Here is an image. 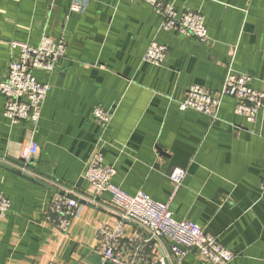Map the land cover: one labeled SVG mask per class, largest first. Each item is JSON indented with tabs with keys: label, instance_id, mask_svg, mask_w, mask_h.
I'll return each mask as SVG.
<instances>
[{
	"label": "crops",
	"instance_id": "0c3cea01",
	"mask_svg": "<svg viewBox=\"0 0 264 264\" xmlns=\"http://www.w3.org/2000/svg\"><path fill=\"white\" fill-rule=\"evenodd\" d=\"M165 1L200 12L207 40L160 31L159 16L140 0H0V81L17 53L11 41L35 45L47 34L66 43L52 72L34 71L50 85L36 126L7 118L0 94V190L10 201L0 264H100L98 228L121 216L83 178L96 146L127 194L167 202L173 218L194 221L234 254L227 264H264V108L248 122L229 97L215 119L178 107L191 85L220 91L229 67L264 91V0ZM152 40L168 47L162 65L143 61ZM95 107L112 114L107 127L93 118ZM30 139L39 150L23 169L17 154ZM175 167L187 172L176 190ZM55 192L81 202L65 233L44 219ZM122 225V241L146 237L136 223ZM161 256L173 261L168 242L150 239L136 264ZM181 264L211 263L191 249Z\"/></svg>",
	"mask_w": 264,
	"mask_h": 264
},
{
	"label": "built area",
	"instance_id": "2783aa9c",
	"mask_svg": "<svg viewBox=\"0 0 264 264\" xmlns=\"http://www.w3.org/2000/svg\"><path fill=\"white\" fill-rule=\"evenodd\" d=\"M140 1L151 6L159 16L160 31L178 30L194 36L202 43L207 40L205 20L200 12L190 9L179 12L171 2L165 0ZM80 9L79 2L71 4V10ZM10 46L16 49L17 53L9 59L6 78L0 81V94L6 98L3 113L13 122L26 121L36 126L50 85L37 77L34 71L50 73L55 69L59 59L65 55V39L62 35L51 37L42 34L35 45L11 41ZM167 51L168 47L165 44L152 40L143 55V61L162 65ZM252 84L253 76L236 72L229 67L220 91L212 93L202 86L191 85L186 90L183 100L178 102V107L180 110L193 109L215 119L222 99L229 97L234 100V112L243 116L248 122H254L257 113L264 108V91L254 88ZM92 116L102 128H105L112 114L100 107H95ZM38 150L37 143L32 139L20 146L17 156L23 161V169ZM186 173V169L182 167H175L172 170L169 178L174 190L181 185ZM114 174V167L104 164L101 147L96 146L88 159L83 178L93 187L95 196L107 192L110 195L111 204L124 217L143 224L148 229V234L145 233L147 240H143L141 236H132L122 241L124 217L121 215V220L113 226L98 228L96 253L100 264H136L141 259V253L147 243L145 241H149L151 237L168 240L170 252L174 257L172 264H180L191 249L196 250L211 264H227L234 258V254L229 249L221 245L213 235L205 232L194 221L173 218L167 202L155 200L143 191L127 194L112 182ZM260 189L264 190V179ZM46 202L45 221L59 232H67L71 221L79 214L81 202L67 193L59 192L53 193ZM9 209L10 201L0 190V218L5 217ZM125 250H127L126 255ZM166 260V257H160L161 264H166Z\"/></svg>",
	"mask_w": 264,
	"mask_h": 264
},
{
	"label": "rangeland",
	"instance_id": "374dc122",
	"mask_svg": "<svg viewBox=\"0 0 264 264\" xmlns=\"http://www.w3.org/2000/svg\"><path fill=\"white\" fill-rule=\"evenodd\" d=\"M147 64H149V63H147ZM151 65H153V64H151ZM174 169V168H173ZM172 169V170H173ZM172 172V171H171ZM170 172V173H171ZM170 173H169V176H170ZM170 179V178H169ZM173 184V183H172ZM81 198H83V197H81ZM84 200H87V198H83ZM91 202H94V200H90ZM114 207V206H113ZM117 211H118V213L122 216V217H124L123 216V214H121L120 213V211L116 208V207H114ZM126 220H129V221H132V222H134V223H136L138 226H140V228H142L143 230H144V232L145 233H147L148 234V229L143 225V224H141V223H139V222H137V221H135V220H133V219H131V218H129V217H124ZM123 218V219H124ZM144 239L143 240H147V238L146 237H143ZM151 239H158V237H151ZM162 239H164V240H166L165 238H162ZM167 242H168V240H166ZM145 242H149V241H145ZM168 244H169V242H168ZM169 250H170V244H169ZM170 254H171V252H170ZM172 255V254H171ZM161 257H165V256H161ZM173 257V256H172ZM167 258V257H166ZM166 262V264H172V262H174V257H173V261L172 262H170L168 259L165 261ZM182 263V260H181V262H180V264ZM159 264H161V261H159Z\"/></svg>",
	"mask_w": 264,
	"mask_h": 264
},
{
	"label": "water",
	"instance_id": "95a60500",
	"mask_svg": "<svg viewBox=\"0 0 264 264\" xmlns=\"http://www.w3.org/2000/svg\"><path fill=\"white\" fill-rule=\"evenodd\" d=\"M71 197H74V196H71Z\"/></svg>",
	"mask_w": 264,
	"mask_h": 264
}]
</instances>
